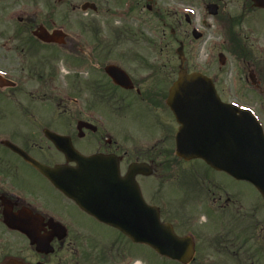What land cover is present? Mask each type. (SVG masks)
<instances>
[{"label": "flooded vegetation", "instance_id": "1", "mask_svg": "<svg viewBox=\"0 0 264 264\" xmlns=\"http://www.w3.org/2000/svg\"><path fill=\"white\" fill-rule=\"evenodd\" d=\"M178 1L191 9L195 6L199 15L181 11L172 15L171 9L157 8V0H133L127 12L155 13L152 18L162 22L172 15L164 26L172 36L182 38L193 36L195 29L203 37L212 21L217 93L223 102L252 109L264 130V7L252 0ZM77 9L69 4L66 10L48 7L35 16L24 14L13 30L0 32V50L11 54L6 57L7 66L0 67V79L7 84L0 87V99L12 101L20 113V124L8 130L2 125L15 112L0 111V132L24 136L29 130L39 131L40 141L50 143L47 128L27 127L33 113L23 103L28 99V83L38 81L53 93L51 97L61 95V103L77 107L54 112V118L68 119L60 123L61 134L97 135L99 128L93 132L79 123L83 118L91 123L99 115L105 122L100 138L90 141L97 146L95 153L115 155L122 175L132 163L145 166L135 179L161 220L172 225L179 237L193 239L195 257L190 264H264L263 196L251 184L234 178L229 179L246 184L251 191L231 188L215 178V170L202 160L177 156L179 124L168 105L175 81L170 65L123 62V52H111L123 48H104L100 55L104 62H98L90 47L91 29L87 21H77ZM36 31L49 35L50 42L33 37ZM33 47L43 51L39 57L45 62L29 68L27 53ZM191 47L192 42L185 45L186 68L192 72L196 67ZM60 60L69 67H83L86 76L61 82ZM109 65L125 73H109ZM112 119H127L130 124L113 137L108 131ZM19 169L0 154V264H184L98 221L47 178H24ZM149 170L152 173L146 175Z\"/></svg>", "mask_w": 264, "mask_h": 264}, {"label": "water", "instance_id": "2", "mask_svg": "<svg viewBox=\"0 0 264 264\" xmlns=\"http://www.w3.org/2000/svg\"><path fill=\"white\" fill-rule=\"evenodd\" d=\"M264 6V0H253ZM96 10L93 4H85ZM40 39L48 37L35 33ZM180 71L178 80L170 91L169 105L182 123L178 135V154L187 159L202 158L210 166L225 171L240 180L256 186L264 196V136L253 115L233 105L220 101L212 81L199 73L188 74L184 69L182 45L178 49ZM190 104L196 107L186 113ZM189 121L196 123L191 125ZM58 150L66 156L67 162L76 166H45L11 143H5L19 153L28 163L74 199L85 211L99 220L114 225L132 239L153 245L161 254L170 255V249L188 246L192 243L174 235L171 227L159 221L153 208L149 207L132 178L137 169L131 165L127 179H121L117 164L111 157L81 155L69 138L48 134ZM103 176V177H102ZM179 242V243H178ZM192 253L188 251L189 262ZM183 254L175 255L182 258Z\"/></svg>", "mask_w": 264, "mask_h": 264}, {"label": "rangeland", "instance_id": "3", "mask_svg": "<svg viewBox=\"0 0 264 264\" xmlns=\"http://www.w3.org/2000/svg\"><path fill=\"white\" fill-rule=\"evenodd\" d=\"M87 1L88 0H67L65 3H63L59 0H0V32L5 30H13L18 23L16 17L14 19L9 18V20H6L7 22H5V17H8V15H16L17 17H20L24 16V14H30V16H35L45 12L48 7L57 8L61 11L66 10V8L69 7V4H71L78 7V9L74 12L77 21L85 20L89 24L91 29L90 47L92 48L94 58L99 57L98 62H104L100 57L104 48H107V51H110L112 48H123V51L114 50L111 52H123L124 55L122 58L126 63L152 61L168 64V66L170 65L172 79L175 78L174 73L178 70L179 66V61L176 54L178 43L170 37L169 28L165 29V26L162 22L153 20L152 14L148 12L143 13L136 11L133 14L127 15L126 11L132 0H94L98 6V11L83 12L80 7ZM157 1V8H171L172 11H174V9L183 11L188 9L186 3H181L178 0ZM191 7H193L195 14L198 15V11L194 9L195 6L192 5ZM169 21L170 18L167 17L166 22L169 23ZM210 26L211 27L207 31V36H205L202 40H197V42H194V39L190 35L187 41L189 40L190 42L193 40L194 42L190 48V50H194L195 53V57L193 58L194 66L198 67L202 71H207L212 76H214L215 27L213 23H210ZM42 54L43 51H39L36 47L31 48V52L27 53L29 68L33 63H40L41 57L39 56ZM10 55L11 54L6 53L4 50H0V67L7 66L6 57ZM57 63L59 66V68H57L59 70L58 74L61 82L65 81L68 83L69 78L73 79L74 77L77 79L79 77L83 78L86 76L83 74V67H69L68 65L64 64L62 60L57 61ZM80 71H82V74H79ZM162 72L164 73V71ZM35 83L37 84L30 85V83H28V92L33 93V98L30 96L32 93H29L28 99H26L23 103L25 109L30 110L34 114L30 117L31 119L28 120L29 124L27 126L30 127L32 125L31 121H33L35 123L38 122L37 126L41 128L43 127V125H41L42 123L46 124L50 121H54V128L63 130L64 128L60 126L59 120H52L50 118L51 116L55 115L53 108H55L56 112H61L65 109L76 110L77 107L74 108L66 102L61 103V95H54L51 97V95H53L51 91L41 86V83L38 81ZM45 93H47V95H45ZM53 101L55 102L53 103ZM13 105V102L10 100L0 99V111L4 112L12 110V112H15L12 114L11 118L5 119L2 125V127H7L8 130H11L15 125H17V123L20 124V113L17 110L15 111ZM125 105L122 106V111ZM66 106L69 108H66ZM38 115H40L44 121L42 119H37ZM67 120L68 119H61L62 123ZM82 120H84V118ZM112 122H114V131H120L121 127H125L130 124L129 120L127 119H113L110 121V124ZM100 135L101 134L94 136L89 135L87 138H82V140L75 136L74 140L76 147L83 154H88L92 151L93 146L87 142L94 138H100ZM111 135L113 137L115 136L113 134ZM40 136L41 134H39V131L36 135H28V138L32 139L31 145L26 143V141H23L22 135H18L17 138H15L16 141L14 142L21 146H25V148L30 151L31 156L34 159L44 164L54 165L59 160H63L62 156L53 148L50 143H47L46 141H40ZM13 137L15 136L11 135V138ZM3 139H10V135L0 134V140ZM0 153L5 160H10L11 162L18 164L20 167L19 171L24 176V178H43L42 174H40L30 164L20 160L9 150L0 147ZM215 178H219L233 189L247 192L251 191L250 187L246 184L233 182L223 173L215 171ZM203 220L200 221L204 225L205 221Z\"/></svg>", "mask_w": 264, "mask_h": 264}]
</instances>
